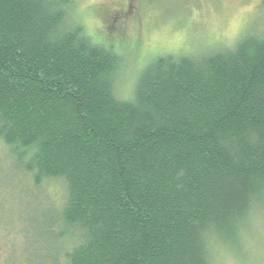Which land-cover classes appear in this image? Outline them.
Segmentation results:
<instances>
[{"label":"trees","instance_id":"16d2710c","mask_svg":"<svg viewBox=\"0 0 264 264\" xmlns=\"http://www.w3.org/2000/svg\"><path fill=\"white\" fill-rule=\"evenodd\" d=\"M75 0H0V141L35 186L61 179L64 264H212L264 200V36L153 58L132 95L122 55Z\"/></svg>","mask_w":264,"mask_h":264},{"label":"rangeland","instance_id":"374dc122","mask_svg":"<svg viewBox=\"0 0 264 264\" xmlns=\"http://www.w3.org/2000/svg\"><path fill=\"white\" fill-rule=\"evenodd\" d=\"M76 18L93 42L112 45L124 60L117 95H132L155 57L231 46L264 36V0H75ZM23 163L0 141V264H64L73 239L61 236L66 201L61 179L35 186ZM238 249L217 245L212 264H264V200Z\"/></svg>","mask_w":264,"mask_h":264}]
</instances>
